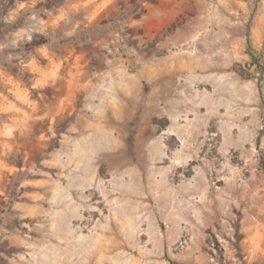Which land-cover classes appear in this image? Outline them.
Segmentation results:
<instances>
[{
    "label": "rangeland",
    "instance_id": "1",
    "mask_svg": "<svg viewBox=\"0 0 264 264\" xmlns=\"http://www.w3.org/2000/svg\"><path fill=\"white\" fill-rule=\"evenodd\" d=\"M264 0H0V264H264Z\"/></svg>",
    "mask_w": 264,
    "mask_h": 264
},
{
    "label": "trees",
    "instance_id": "2",
    "mask_svg": "<svg viewBox=\"0 0 264 264\" xmlns=\"http://www.w3.org/2000/svg\"><path fill=\"white\" fill-rule=\"evenodd\" d=\"M263 134H264V131L260 130V132L256 138V146L259 149H260L261 139H262ZM260 164H261V169L264 172V152L262 150H260ZM171 262H172V264H179V262H177L175 260H172Z\"/></svg>",
    "mask_w": 264,
    "mask_h": 264
}]
</instances>
